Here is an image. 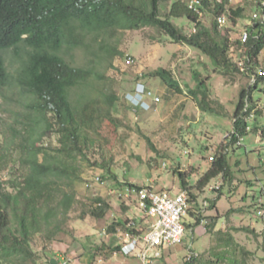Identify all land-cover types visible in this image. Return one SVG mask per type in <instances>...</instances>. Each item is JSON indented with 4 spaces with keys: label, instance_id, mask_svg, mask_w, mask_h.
I'll return each instance as SVG.
<instances>
[{
    "label": "trees",
    "instance_id": "1",
    "mask_svg": "<svg viewBox=\"0 0 264 264\" xmlns=\"http://www.w3.org/2000/svg\"><path fill=\"white\" fill-rule=\"evenodd\" d=\"M164 2L165 0H0V88L10 85V73L4 53L12 50L23 60L19 85L27 102L22 105L31 110L26 118L15 117V126L11 127L9 138H3V132H0V175L13 163L15 156L21 165L18 177L7 180L0 176V264H28L36 255L32 248L36 236L50 244L58 241L59 236L66 232L65 226L77 201L76 192L72 190V177L85 179L76 174L73 163L79 157L83 161L87 160L84 151L94 143L84 133L99 121H109L118 128L120 98L115 91L107 93L103 90L100 84L103 76L98 66L105 63L113 65V60L125 54L101 40L103 36L113 35L118 31L154 28L171 38L174 43L199 51L211 60L216 72L227 76L246 75L251 80L252 75L260 68L259 58L264 52L263 18L254 20L253 25L246 28V42L239 39L231 43L229 33L220 30L217 17L226 13L229 15L228 20L236 24L245 10L229 9L230 0L214 6L204 4V13L206 17H210V25L199 20L189 9L187 0H174L168 10ZM179 19H186L194 24L196 33H184L174 23V20ZM78 50L89 56L96 55L98 50L103 56L98 57L100 62L95 65L75 66L66 56H73ZM233 53L243 61L246 72L234 60ZM154 76L160 77L166 87L182 92L171 72L159 70ZM193 78L197 84L193 89L187 87L188 93L200 110L206 114L224 116L221 113H224L225 106L211 99L209 77L202 78L199 72H195ZM262 85L264 76L258 77L255 84L251 83L242 89L233 115V132L218 147L213 156L214 162H211V167L197 183L198 190L206 189L220 176L225 180L232 178L228 156L230 152L242 147L239 144L241 138L244 139L250 133L261 134L264 138V125H260L258 121L262 113L257 110L258 101L255 98L256 92L264 93ZM127 108L135 112L145 111L130 103ZM49 133L56 135L59 147L42 144ZM108 173L112 174L110 169ZM174 173L178 175L181 191L188 194L192 204L197 196L191 191L194 188L189 182L190 176L177 170ZM111 177L117 180L116 176ZM100 178L105 183L104 176ZM95 179L96 176L87 180V184H93ZM121 185L122 189L126 186L137 189L146 187L131 183ZM218 192L217 198L211 202V209L217 208V201L222 196L221 190ZM94 201V208L87 215L98 220L104 219L112 210L110 203L101 197ZM259 207L264 205L259 204ZM188 213L192 222H185V225L189 230H194L203 220L202 209L190 207ZM206 217L210 220L207 224L208 232L214 233L224 216L218 213L216 216ZM117 225L123 227V234L139 236L147 231L146 228H139L137 219L119 222L112 227ZM114 228H110V231H117ZM251 232L254 233V230ZM218 234L221 235L219 241L227 249L231 248L235 254L239 251L231 232L219 231ZM121 251V243L115 248H108L106 260L109 261L115 253ZM227 256L225 252L221 259L224 260ZM196 259L194 257L195 261ZM230 263L238 264L235 257L230 258Z\"/></svg>",
    "mask_w": 264,
    "mask_h": 264
},
{
    "label": "rangeland",
    "instance_id": "2",
    "mask_svg": "<svg viewBox=\"0 0 264 264\" xmlns=\"http://www.w3.org/2000/svg\"><path fill=\"white\" fill-rule=\"evenodd\" d=\"M173 1L165 0L167 10ZM263 3L264 0H230L229 9L245 10L236 24L228 20L227 14L226 26L220 27L222 32L229 33L231 43L241 39L246 28L253 25L255 14L259 15L257 20H260L263 16ZM203 21L207 25L211 24L208 16ZM174 23L189 35L195 29V25L186 19L174 20ZM101 40L125 54L113 60V65L105 63L98 66L103 76L100 83L103 90L107 93L115 91L120 98L118 128L109 121H99L86 129L84 134L92 138L94 143L84 151L87 160L83 161L79 157L73 163L76 174L85 179L72 177V190L76 192L77 201L65 226L66 232L59 236L58 241L50 244L36 236L32 242L36 255L28 264H49L53 259L57 264H110L105 257L108 248H115L124 236L122 226H112L119 222H132L136 218L140 219V226L150 224L146 214L141 213L143 217L140 218L134 216L135 207H127L113 192L120 191L121 184L126 183L150 185L159 191H174L176 185L177 190L181 191L175 170L190 176L189 182L194 188L191 191L197 196L191 208L202 209L203 220L194 230L186 227L183 242L164 251L163 257L156 263L231 264L230 258L235 257L238 264H264V222L258 216V212L264 210V207H259V204L264 205L262 135L250 133L244 138L241 148L230 152L228 159L231 179L225 180L220 176L206 189L196 188L200 178L211 167L210 157L215 155L218 147L233 132V115L240 93L251 84V80L246 75L227 76L214 71L211 60L199 51L174 43L171 38L154 28L118 31L113 35L103 36ZM96 53L89 56L78 50L73 56H66V59L75 66L95 65L100 62L98 57L103 56L101 51L97 50ZM232 56L241 66L243 61L238 55L233 53ZM4 57L11 81L8 87L0 88V132H3V138H9L11 127L15 126V117L26 118L31 110L22 105L27 102L19 85L23 60L12 50L6 51ZM130 58L134 63L128 64ZM259 67L264 69V52L259 58ZM159 70L171 72L182 92L173 91L166 87L160 77L154 76ZM195 72H199L202 78L209 77L211 99L225 106L224 113H221L224 116L202 112L188 93V88L193 89L197 84L193 78ZM138 83H143L161 98L160 103L150 111L135 112L127 108V94ZM261 88L264 89V85ZM255 98L258 101L257 110L262 113L258 121L260 125H264V93L256 92ZM42 144L59 147L57 137L52 133L46 135ZM164 163L167 167H164ZM20 168L15 156L13 163L0 176L7 180L14 179L19 176ZM109 169L112 174L108 173ZM111 175L116 176L117 180ZM95 176H104L105 183L87 187V180ZM220 190L222 196L217 201V208L211 209V202L217 198ZM97 197L105 199L112 208L100 220L87 215L94 208ZM218 213L224 217L214 233H209L207 224L210 220L206 216L212 217ZM190 218L188 213L185 222L189 223ZM110 228L117 231L112 232ZM104 231H107V235ZM219 231L233 234L239 250L236 254L219 241ZM225 252L228 256L222 260ZM117 255L116 264L125 263V255ZM194 257L197 258L196 261ZM128 262L144 264L137 257Z\"/></svg>",
    "mask_w": 264,
    "mask_h": 264
},
{
    "label": "built area",
    "instance_id": "3",
    "mask_svg": "<svg viewBox=\"0 0 264 264\" xmlns=\"http://www.w3.org/2000/svg\"><path fill=\"white\" fill-rule=\"evenodd\" d=\"M224 0H187L189 9L195 13L199 20L205 17L204 4L220 5ZM264 5V3H263ZM259 18L255 14L254 20ZM264 20V15L261 17ZM260 18V20H261ZM220 27L227 24V15L223 13L217 17ZM196 33V28L193 31ZM242 41L248 40V32L245 30ZM134 63L130 58L128 64ZM243 72L246 68L242 63L240 66ZM264 76V69L259 68L251 77V83L255 84L258 77ZM127 100L135 107L142 110L150 111L154 105L160 103L161 98L154 94L152 90L147 88L143 83L136 85L135 91L127 94ZM253 118V116H252ZM243 138L240 139L239 144H242ZM210 161L214 162V157H210ZM164 167L167 164L164 163ZM94 184H104L100 177H96L93 184H87L91 187ZM120 200L128 206H134L138 211L150 219V224L146 232L142 235L135 236L124 234L121 238L122 251L121 254L127 257H137L144 264H153L163 257V253L183 242L186 237L187 228L185 225V218L188 215L191 207L189 196L185 191L173 195L169 191H159L153 186H146L141 189L126 186L120 191L113 192ZM261 201V200H260ZM261 203V202H260ZM258 216L264 222V210L258 212ZM105 234L107 232H104Z\"/></svg>",
    "mask_w": 264,
    "mask_h": 264
},
{
    "label": "crops",
    "instance_id": "4",
    "mask_svg": "<svg viewBox=\"0 0 264 264\" xmlns=\"http://www.w3.org/2000/svg\"><path fill=\"white\" fill-rule=\"evenodd\" d=\"M174 189H175L174 191H169V192H171L173 195L180 193V191L177 190V186H176V185H175ZM125 204H126V203H125ZM126 206H127V207H130V206H128L127 204H126ZM131 208H132V207H131ZM133 209H134V214H133L134 216H137V217H139V218H140V217H143L142 214H141V212L137 211L135 208H133ZM136 219L138 220V223L141 222L140 219H138V218H136ZM191 221H192V218H190V222H191ZM139 224H140V223H139ZM139 226H140V225H139ZM140 227L143 228V229H144V228L148 229L149 224H148L147 226H146L145 224H144V225L142 224V226H140ZM104 232H107V231H104ZM104 234H105V233H104ZM106 235H107V233H106ZM115 236H116V235H115ZM118 236H119V235H118ZM108 237H109V236H108ZM121 238H122V237H121ZM115 240H116V239H115ZM108 241H109V240L107 239V242H108ZM120 243H122V242H121V241L118 242L117 245L120 244ZM117 256H118V255L115 253V255H114V256H113L108 262H110V264H111V263H112V264H116V258H117ZM131 258H135V257H127V256H125V260H126V261H125V263L123 262L122 264H130V263L128 262V260H130ZM156 262H157V261H156ZM156 262L153 263V264H157Z\"/></svg>",
    "mask_w": 264,
    "mask_h": 264
},
{
    "label": "water",
    "instance_id": "5",
    "mask_svg": "<svg viewBox=\"0 0 264 264\" xmlns=\"http://www.w3.org/2000/svg\"><path fill=\"white\" fill-rule=\"evenodd\" d=\"M51 264H57V261L53 259V260L51 261Z\"/></svg>",
    "mask_w": 264,
    "mask_h": 264
}]
</instances>
